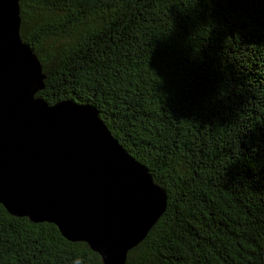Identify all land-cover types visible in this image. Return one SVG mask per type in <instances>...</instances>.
<instances>
[{
  "label": "trees",
  "instance_id": "obj_1",
  "mask_svg": "<svg viewBox=\"0 0 264 264\" xmlns=\"http://www.w3.org/2000/svg\"><path fill=\"white\" fill-rule=\"evenodd\" d=\"M49 105L86 104L164 192L125 264H264V0H18ZM104 264L0 203V264Z\"/></svg>",
  "mask_w": 264,
  "mask_h": 264
},
{
  "label": "water",
  "instance_id": "obj_2",
  "mask_svg": "<svg viewBox=\"0 0 264 264\" xmlns=\"http://www.w3.org/2000/svg\"><path fill=\"white\" fill-rule=\"evenodd\" d=\"M19 25L18 0H0V203L86 242L104 264H125L166 196L94 108L34 96L41 65Z\"/></svg>",
  "mask_w": 264,
  "mask_h": 264
},
{
  "label": "clouds",
  "instance_id": "obj_3",
  "mask_svg": "<svg viewBox=\"0 0 264 264\" xmlns=\"http://www.w3.org/2000/svg\"><path fill=\"white\" fill-rule=\"evenodd\" d=\"M74 264H82L81 260L78 258L74 261Z\"/></svg>",
  "mask_w": 264,
  "mask_h": 264
}]
</instances>
